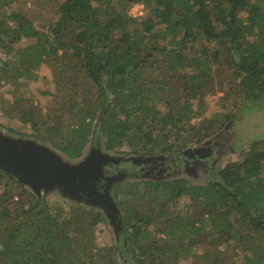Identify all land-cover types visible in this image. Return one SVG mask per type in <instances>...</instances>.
I'll return each instance as SVG.
<instances>
[{
	"label": "trees",
	"instance_id": "obj_1",
	"mask_svg": "<svg viewBox=\"0 0 264 264\" xmlns=\"http://www.w3.org/2000/svg\"><path fill=\"white\" fill-rule=\"evenodd\" d=\"M18 2L0 0L11 70H0V90L22 91L45 64L55 92L47 108L17 95L8 114L19 124L8 129L64 158L97 145L126 157L178 153L220 135L250 102L264 107V0H64L34 17ZM228 79L233 107L204 116ZM262 135L204 183L144 180L134 194L143 209L117 195L134 263L264 264ZM104 222L94 209L51 205L0 168V264H120L113 244L95 243Z\"/></svg>",
	"mask_w": 264,
	"mask_h": 264
},
{
	"label": "rangeland",
	"instance_id": "obj_2",
	"mask_svg": "<svg viewBox=\"0 0 264 264\" xmlns=\"http://www.w3.org/2000/svg\"><path fill=\"white\" fill-rule=\"evenodd\" d=\"M57 1L63 2L64 0H54V2L53 0H19L18 3L21 5L24 11L29 13L31 17H34L38 14L39 11L43 13H47V11L50 12L51 4H54ZM140 10H141V6L137 4L132 8L131 13L137 15L140 12ZM39 22L40 20H38V23ZM6 58H8L6 57V54L4 52L2 53L0 52V69L2 71H6L10 73L11 72L10 67L6 66V62L8 61ZM38 73H39V79L37 81H30L27 87H24L22 91L19 89H13V90L9 89L10 87L6 83L1 88L0 90V130H4L7 134H11L17 137L21 136L27 139H33V140H37L40 142V140L36 139L35 137L28 136V135H22L16 132H12L8 129V127L16 126L17 123L19 124V120L17 119L18 117H15L14 115L16 114V112L14 113L10 112L11 116L8 114L10 102H12L14 98L17 97V95H20L21 93L26 98V100L21 102L20 105L28 103L29 99L27 98V96H30L31 98L34 99L35 103L38 102L39 104L43 105L45 108H47L49 100H51L52 97L54 96L55 86L52 80V74H51L50 69L44 64V65H41V67L38 70ZM230 84L232 83L228 79L227 84L225 85L224 89H219V87L216 86L217 88L215 90L217 91L215 93L210 94L208 97L207 101L209 103V106L206 108L204 116H210L211 114L216 113V112L227 111V107L229 106L233 107L234 99H235V92L231 91V93L234 94V96L227 94V90H229ZM255 102L256 101H254L253 103L250 102V104L247 105V107L249 108L248 113H246L247 115H245V113L243 114L240 113L238 116L235 117V119L230 120L223 128V130L226 127L229 128L230 132L228 133V136H229L228 139L226 140V142H224L225 145L222 146V148L220 149L221 151L224 150L223 153L221 152L220 156L217 155L218 159H217L215 173H217L219 169H221L224 165H226V163L230 162L232 160L231 157L233 155L239 154V152L242 149L249 146L251 134L258 133L260 130L264 129V107L259 108L258 104ZM232 112H235V109H233ZM199 119L200 118H197V120ZM96 125H97V122H95V126ZM48 126H50V124ZM25 128H26L25 130L27 134H30L32 132V129L29 126H25ZM232 143H233V146H231ZM44 144L48 145V143H44ZM96 147H102V146L97 145ZM91 148L92 147L88 146L83 155L85 156L86 152L91 151ZM175 158L177 159L178 157L175 156ZM180 158L184 160V156H181ZM72 160H76V159H72ZM120 162L121 161H118V163ZM187 178L191 181H194L193 178H190L188 176ZM135 181L137 180H133V181L126 180L122 183H119L118 184L119 189H116V194L121 199L128 198L129 200H131L129 202V205L132 206L134 209L139 210L140 208L143 209L142 205L144 203L142 204V202L138 201L139 200L138 198H135L134 194L139 191L140 186H141L140 182H135ZM206 181L208 180H204L203 182L197 180L196 183H204ZM14 188H17V187L14 186ZM24 194H27V193H24ZM43 195L49 200L50 204L53 206L58 205L59 203H62L66 209L69 208V205H72V206H78V207H83V208H88V209H94L97 212H100L99 208L97 207H94L92 205L90 206L87 205L88 207L84 206L82 203H78L77 201L64 198L63 196H61V194L57 192L43 193ZM27 197L29 198L28 195ZM116 200L119 204L118 198H116ZM113 214L116 215L114 216L115 222H112L113 220L110 218L109 215L107 216L104 214L105 222L100 224V229L97 228V230H95V243L98 246L113 244L116 247V254L118 255V261L120 264H136L134 263L133 258L128 256V249H127V246H125L126 245L125 242L127 239L125 238L123 234L124 232L123 216L124 215H123L122 209H120L119 214L117 212L111 211V215ZM83 238L91 239V236L81 235L80 239H83Z\"/></svg>",
	"mask_w": 264,
	"mask_h": 264
},
{
	"label": "water",
	"instance_id": "obj_3",
	"mask_svg": "<svg viewBox=\"0 0 264 264\" xmlns=\"http://www.w3.org/2000/svg\"><path fill=\"white\" fill-rule=\"evenodd\" d=\"M192 149L193 146H190L177 154L123 157L133 158L139 162L147 159L157 160L162 156L169 159L175 156L180 158L188 156V152ZM120 158V155H114L106 152L102 147L94 146L85 156L71 161L41 141L17 137L0 130L2 170L12 174L39 197L43 196V193L57 192L64 198L77 201L84 206L92 205L99 208L101 213L110 216L112 222L115 221L111 211L120 213L115 189L119 183L124 182L125 177L123 172H119L109 179L107 185L99 184V180L105 174L104 166L110 162L118 163ZM187 169V166L183 167L181 173H186Z\"/></svg>",
	"mask_w": 264,
	"mask_h": 264
},
{
	"label": "flooded vegetation",
	"instance_id": "obj_4",
	"mask_svg": "<svg viewBox=\"0 0 264 264\" xmlns=\"http://www.w3.org/2000/svg\"><path fill=\"white\" fill-rule=\"evenodd\" d=\"M229 132L230 129L226 127L220 135L215 136L212 140L209 139L210 141L193 146V149L188 152V156H184V160H182V158L169 159L168 157L162 156L157 160L147 159L139 162L136 159H128L121 156L120 163L110 162L104 166L105 174L100 177L99 184L104 183L107 185L109 179L119 172H123L125 177L124 181L137 180L135 182L140 183L148 179L162 182L178 181L179 179L189 180L187 176L194 179L192 182H197V180L201 182L209 180L210 177H213L215 174L218 159L217 155L220 156V153H223L224 150L221 151L220 149L225 145L224 142L228 139ZM231 146H233V143ZM185 166H187L188 169L187 172L183 174L181 173V169ZM115 197L117 198L116 189ZM118 206L121 209L119 204ZM113 216L116 215L113 214Z\"/></svg>",
	"mask_w": 264,
	"mask_h": 264
},
{
	"label": "built area",
	"instance_id": "obj_5",
	"mask_svg": "<svg viewBox=\"0 0 264 264\" xmlns=\"http://www.w3.org/2000/svg\"><path fill=\"white\" fill-rule=\"evenodd\" d=\"M139 5L141 6V10H142V9L144 8V6H143L142 4H139ZM141 10H140V11H141ZM134 15H135V14H134Z\"/></svg>",
	"mask_w": 264,
	"mask_h": 264
}]
</instances>
